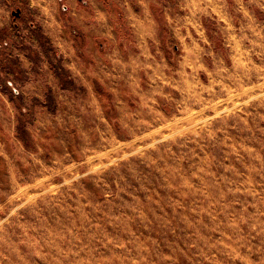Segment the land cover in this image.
I'll return each instance as SVG.
<instances>
[{
    "label": "rangeland",
    "instance_id": "obj_1",
    "mask_svg": "<svg viewBox=\"0 0 264 264\" xmlns=\"http://www.w3.org/2000/svg\"><path fill=\"white\" fill-rule=\"evenodd\" d=\"M0 38V264H264V0H0Z\"/></svg>",
    "mask_w": 264,
    "mask_h": 264
},
{
    "label": "crops",
    "instance_id": "obj_2",
    "mask_svg": "<svg viewBox=\"0 0 264 264\" xmlns=\"http://www.w3.org/2000/svg\"><path fill=\"white\" fill-rule=\"evenodd\" d=\"M144 2V1H143ZM153 4L156 6L157 5V1H153ZM158 6V5H157ZM156 6V7H157ZM168 16V15H167ZM167 18V17H166ZM159 26V25H158ZM157 34H159V27L157 28ZM158 36V35H157ZM174 36V33H173ZM2 41V38H0V42ZM3 47L0 45V51H2Z\"/></svg>",
    "mask_w": 264,
    "mask_h": 264
}]
</instances>
